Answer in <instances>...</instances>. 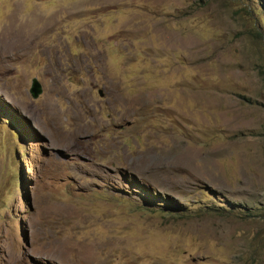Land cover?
Instances as JSON below:
<instances>
[{"label": "rangeland", "instance_id": "1", "mask_svg": "<svg viewBox=\"0 0 264 264\" xmlns=\"http://www.w3.org/2000/svg\"><path fill=\"white\" fill-rule=\"evenodd\" d=\"M0 264H264V0H0Z\"/></svg>", "mask_w": 264, "mask_h": 264}, {"label": "water", "instance_id": "2", "mask_svg": "<svg viewBox=\"0 0 264 264\" xmlns=\"http://www.w3.org/2000/svg\"><path fill=\"white\" fill-rule=\"evenodd\" d=\"M43 88L41 83L37 79H33L32 87H31V94L34 99L39 98L42 94ZM100 95L103 97V93L100 91Z\"/></svg>", "mask_w": 264, "mask_h": 264}, {"label": "bare ground", "instance_id": "3", "mask_svg": "<svg viewBox=\"0 0 264 264\" xmlns=\"http://www.w3.org/2000/svg\"><path fill=\"white\" fill-rule=\"evenodd\" d=\"M22 34H21V32H20V34H19V36H21ZM18 36V37H19ZM18 37L17 36H15L14 38H11L12 40H9V42L7 43V45L8 46H11V44H12V42H14V45L16 44H18V40L20 39V38H22V36L18 39ZM18 39V40H17Z\"/></svg>", "mask_w": 264, "mask_h": 264}, {"label": "trees", "instance_id": "4", "mask_svg": "<svg viewBox=\"0 0 264 264\" xmlns=\"http://www.w3.org/2000/svg\"><path fill=\"white\" fill-rule=\"evenodd\" d=\"M210 213H218V212H210ZM180 214H184L182 213V209H177L175 215H180Z\"/></svg>", "mask_w": 264, "mask_h": 264}]
</instances>
